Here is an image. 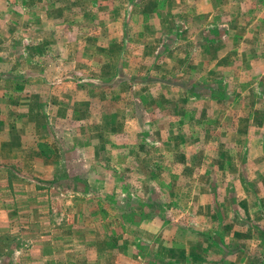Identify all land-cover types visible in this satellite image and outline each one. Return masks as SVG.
I'll use <instances>...</instances> for the list:
<instances>
[{"label":"rangeland","instance_id":"obj_1","mask_svg":"<svg viewBox=\"0 0 264 264\" xmlns=\"http://www.w3.org/2000/svg\"><path fill=\"white\" fill-rule=\"evenodd\" d=\"M0 264H264V0H0Z\"/></svg>","mask_w":264,"mask_h":264}]
</instances>
